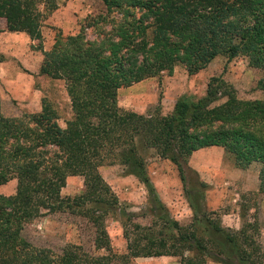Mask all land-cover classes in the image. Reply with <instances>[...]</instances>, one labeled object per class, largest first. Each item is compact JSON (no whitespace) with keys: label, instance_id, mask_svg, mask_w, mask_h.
<instances>
[{"label":"trees","instance_id":"16d2710c","mask_svg":"<svg viewBox=\"0 0 264 264\" xmlns=\"http://www.w3.org/2000/svg\"><path fill=\"white\" fill-rule=\"evenodd\" d=\"M99 1L106 13L117 15L99 41H87L83 32L107 16L84 20L75 35H56L50 50L42 53L39 74L61 80L69 100L71 115L64 127L58 126L56 111L45 99L39 112L20 118L0 112V186L16 182L13 195H0V264H109L114 259L127 264L129 259L161 256L178 257V264H264L255 221L238 231L224 230L202 211L199 194L187 195L193 211L189 225L170 219L141 154L152 150L173 164L184 182L186 159L197 150L219 147L237 169L259 165L257 192L264 194V0ZM56 8L55 0H0V19L7 33L36 40L41 21ZM217 56H242L259 70L256 89L262 99L239 100L230 85L212 77L204 96H181L166 115L117 106L119 88L163 71L170 74L177 64L193 75ZM218 100L222 102L214 104ZM103 164L121 166L144 186L165 235L154 236L152 225L132 223L133 214L119 209L99 174ZM72 176L82 178V192L61 197L65 179ZM55 213L84 218L94 231V251L104 253L88 256L65 245L53 255L22 237L25 224ZM109 215L129 223L123 228L122 255L111 251L105 233Z\"/></svg>","mask_w":264,"mask_h":264},{"label":"rangeland","instance_id":"374dc122","mask_svg":"<svg viewBox=\"0 0 264 264\" xmlns=\"http://www.w3.org/2000/svg\"><path fill=\"white\" fill-rule=\"evenodd\" d=\"M55 3L57 8L41 21L40 37L36 40H29L23 33L8 34L4 20L0 19V55L3 57L0 62V112L4 117L20 118L23 114L37 113L41 100L45 99L56 111L58 126L64 127L71 115L69 100L61 80L39 74L42 53L50 50L56 35H75L84 20L107 16L105 22L83 32L87 41L97 42L109 31L111 22L108 21L117 17L114 13H106L99 0H55ZM260 76V71L249 67L242 56L230 60L217 56L193 75H188L184 66L177 64L170 74L163 71L129 87L119 88L116 103L120 109L137 114L152 113L157 109L160 115H166L177 98L204 96L206 84L212 77L230 85L239 100H260L263 95L256 89ZM221 102L218 100L214 104ZM141 154L146 175L170 219L181 227L189 225L193 211L189 208L187 195L199 194L202 211L209 213V218L215 219L224 230L238 231L244 224L255 221L258 229L255 240L264 251V194L257 192L258 164L237 169L221 148L200 149L183 164L184 182H181L173 164L158 159L152 150ZM98 171L115 195L119 209L133 214L132 223L142 227L152 225L154 236L165 235L164 226L153 218L142 184L126 175L117 164H103ZM15 184L12 179L0 186V195H13ZM82 190L81 177H67L60 196L72 198ZM152 221H156L154 226ZM103 225L111 251L124 254L123 228L129 223L123 217L109 215ZM21 235L31 246L47 249L53 255H59L65 245L76 246L88 256L104 253L94 251L91 225L84 218L68 213L43 214L25 224ZM178 261V257L161 256L129 259L127 264H178ZM109 264L123 263L114 259Z\"/></svg>","mask_w":264,"mask_h":264},{"label":"crops","instance_id":"0c3cea01","mask_svg":"<svg viewBox=\"0 0 264 264\" xmlns=\"http://www.w3.org/2000/svg\"><path fill=\"white\" fill-rule=\"evenodd\" d=\"M8 34H17V35H20L21 33H8ZM198 151V150H197ZM192 155V154H191ZM191 157V156H190Z\"/></svg>","mask_w":264,"mask_h":264}]
</instances>
